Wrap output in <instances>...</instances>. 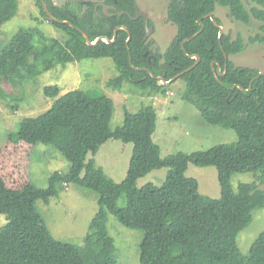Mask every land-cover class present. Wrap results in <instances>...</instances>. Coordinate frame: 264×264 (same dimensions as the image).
<instances>
[{
    "label": "trees",
    "instance_id": "16d2710c",
    "mask_svg": "<svg viewBox=\"0 0 264 264\" xmlns=\"http://www.w3.org/2000/svg\"><path fill=\"white\" fill-rule=\"evenodd\" d=\"M253 1L247 8L243 0H169L167 20L175 25L176 33L160 53L144 39V18H133L135 0L62 4L45 0L54 18L73 26L51 20L42 0H36L40 16L61 36L28 26L0 41V85L6 79L19 87L57 65L110 57L117 73L106 82L109 88L120 90L130 83L165 95L169 84H159L157 77L173 78L195 62L190 55L196 54L200 58L197 64L179 76L186 86L183 99L207 123L234 130L236 140L162 157L152 139L157 122L152 105L141 106L136 112L124 108L122 123L111 127V97L79 88L58 96L57 84L45 85V95L55 100L37 115L23 116L7 137L13 142L51 145L69 167L66 172L54 170L46 187L28 183L10 191L0 177V213L6 217L0 227V264H116L117 248L107 227L108 214L124 227L141 231L140 264H264V228L247 253L237 244V235L251 223L253 211L264 208V189L260 188L264 184V74L260 71L264 69L236 65L230 56L245 48L243 37L223 33L219 38V29L208 15L219 5L226 7L234 20L262 22L247 42L259 43L264 49V0ZM102 4L114 5L115 11L108 12L115 14L106 15ZM18 8L19 0H0V28ZM118 11L125 13L118 15ZM119 25L127 30L119 28L111 43L87 44L80 32L90 41L98 36L112 39ZM201 26L197 35L183 43V50L182 40ZM6 99L18 97L0 86V101ZM108 139L132 143L126 174L119 182L96 164L95 155ZM189 162L216 168L219 197L199 191L198 181L185 174ZM161 167H166L167 173L160 185L146 182L137 186L138 178ZM238 172H251L253 179L239 182L234 189L231 177ZM68 184L93 191L97 197L98 208L80 244L54 237L36 207L37 200L47 204ZM120 197L124 198L122 206L117 204Z\"/></svg>",
    "mask_w": 264,
    "mask_h": 264
},
{
    "label": "rangeland",
    "instance_id": "374dc122",
    "mask_svg": "<svg viewBox=\"0 0 264 264\" xmlns=\"http://www.w3.org/2000/svg\"><path fill=\"white\" fill-rule=\"evenodd\" d=\"M52 1L62 4L72 0ZM168 1L135 0L136 7L151 21L152 30L147 37L150 47L160 53L165 51L176 33L175 25L167 20ZM243 2L247 8L255 4L253 0H243ZM213 15L221 21L223 33H229L232 38L239 33L246 43L245 48L231 55L230 59L238 66L263 70V46L259 43L247 42L250 35L258 32L262 22L254 18L249 24L234 20L229 16L228 9L219 5H216ZM28 26H37L48 35L58 38L61 36L60 31L40 16L36 0H19L16 15L0 28V41L9 39L20 27ZM116 73L112 59L101 57L67 63L64 67L57 65L19 87L12 86V83L3 79L0 86L7 93L18 97L15 101L10 99L0 101V177L7 190H20L28 183L37 187H46L49 176L54 170L66 172L69 167V163L51 145L13 142L7 137L9 131L17 128L23 116L37 115L55 100L45 95L43 91L45 85L57 84L58 96L79 88L93 89L96 93L103 92L111 97L114 103L111 127L122 123L124 108L136 112L141 106L152 105L157 113L156 129L152 139L159 146L162 157L177 152L191 153L205 150L218 143L236 140L234 130L207 123L202 119L199 111L183 99L186 86L181 78L173 80L167 86L166 94L162 95L158 92L138 89L130 83H124L120 90H113L106 85V82ZM131 150L130 142L108 139L95 155L96 164L102 167L114 181L119 182L126 174ZM166 173V167L151 170L138 178L137 186H142L146 182L160 185L165 180ZM185 174L198 181L201 193L214 198L220 196V186L214 166L200 167L189 162ZM252 179L251 172H238L232 175L231 184L236 189L239 182ZM260 188L264 189V184L260 185ZM117 204L122 206L124 198L120 197ZM36 207L54 237L80 244L98 205L93 191L68 184L57 197L50 198L47 204L37 200ZM252 217L251 223L237 235V244L242 253L248 252L251 242L264 228V208L254 210ZM5 222V215L0 213V227ZM107 227L114 237L117 248L116 264H140L138 257L141 231L124 227L112 214H108Z\"/></svg>",
    "mask_w": 264,
    "mask_h": 264
},
{
    "label": "water",
    "instance_id": "95a60500",
    "mask_svg": "<svg viewBox=\"0 0 264 264\" xmlns=\"http://www.w3.org/2000/svg\"><path fill=\"white\" fill-rule=\"evenodd\" d=\"M42 4H43V7H44V9H45L47 15L49 16V18H50L51 20L59 21V22H62V23H68V24L72 25L71 23L67 22L66 20H62V21H61V20H57L56 18H54V17L49 13V11H48V9H47V6H46V2H45V0H42ZM95 9H96V7H95ZM109 9L115 11L116 7H115L114 5H110V6H108V5H104V4H102V10H103V12H104L106 15L115 14V12H114V13H109V12H108ZM123 13H125V12H124V11H118V12H116V14H118V15H121V14H123ZM127 14H128V13H127ZM213 14H214L213 12L208 13V15L212 18L213 22L215 23V25H216V26L218 27V29H219L218 37L220 38V37L222 36V34H223L222 26H221L220 24H217V22H216V20H215ZM128 15L130 16V14H128ZM140 16H142V17L144 18V26H145V37H144V39L146 40L147 37H148V34L151 32L152 29H151V25L149 24L148 16H147L145 13L141 12L140 10H137V11H136L135 16H134L133 18L136 19V18H138V17H140ZM130 17H131V16H130ZM72 26H73V25H72ZM119 28H122V29L127 30L126 27H125L124 25H119V26L115 27V29H114V31H113V37H112V39H108L106 36H98V37L95 38L94 41H90L89 38H88V36L86 35L85 32H83V31H81V30H80V32H81V33L83 34V36L85 37V41H86V43H87V44H90V45H93V44H97L100 40H104V41H106V42H108V43L113 42L114 39H115V37H116V32H117V30H118ZM202 28H203V26H201L200 29H199L197 32H195L193 35H191L190 37H188V38L182 40L181 45H182V49H183V50H184V48H183V43H184L186 40H189V39L193 38L195 35H197V34L202 30ZM129 38H130V35H128V38H127L126 42H128ZM224 55H225V57H227V55H226L225 53H224ZM190 56L193 57V58H195V62H194L190 67H188L187 69H185V70L179 72L178 74H176L175 76H173V78L171 77V79H169V80H164V78L158 76V77H157V78H159L158 83H159V84H169V83L171 82V80L173 81V80H175L176 78H179V76H181L183 73H185V72L189 71L191 68H193V67L197 64V62L200 60V58H199V56L196 55V54H195V55H190ZM129 63L131 64V59H130V58H129ZM212 64H213V63H212ZM212 64H211V66H212ZM144 70H147V71L151 74V71H150L149 69H145V68H144ZM219 70H220V69H219V66L217 65V71L219 72ZM260 74H264V71H260ZM151 75H152V74H151ZM215 75L218 76L217 73H215ZM234 86H235V85H234ZM234 86H232V88H233Z\"/></svg>",
    "mask_w": 264,
    "mask_h": 264
},
{
    "label": "flooded vegetation",
    "instance_id": "af4514ba",
    "mask_svg": "<svg viewBox=\"0 0 264 264\" xmlns=\"http://www.w3.org/2000/svg\"><path fill=\"white\" fill-rule=\"evenodd\" d=\"M100 4H101V3H100ZM98 5H99V4H96V5H95V7H97ZM137 10H139V8H138V7H136V11H137ZM149 24H151V22H150V21H149ZM146 40H147V39H146ZM171 82H172V80H171ZM171 82H170V83H171ZM170 83H169V84H170ZM167 85H168V84H167Z\"/></svg>",
    "mask_w": 264,
    "mask_h": 264
}]
</instances>
